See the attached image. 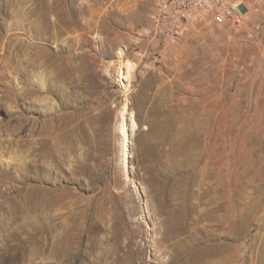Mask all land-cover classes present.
I'll return each instance as SVG.
<instances>
[{
    "label": "rangeland",
    "instance_id": "1",
    "mask_svg": "<svg viewBox=\"0 0 264 264\" xmlns=\"http://www.w3.org/2000/svg\"><path fill=\"white\" fill-rule=\"evenodd\" d=\"M159 2L0 0V264H264V3Z\"/></svg>",
    "mask_w": 264,
    "mask_h": 264
},
{
    "label": "built area",
    "instance_id": "2",
    "mask_svg": "<svg viewBox=\"0 0 264 264\" xmlns=\"http://www.w3.org/2000/svg\"><path fill=\"white\" fill-rule=\"evenodd\" d=\"M264 3V0H251ZM250 0H160L154 32L171 40L192 19L210 11L219 12L230 24L241 26Z\"/></svg>",
    "mask_w": 264,
    "mask_h": 264
},
{
    "label": "bare ground",
    "instance_id": "3",
    "mask_svg": "<svg viewBox=\"0 0 264 264\" xmlns=\"http://www.w3.org/2000/svg\"><path fill=\"white\" fill-rule=\"evenodd\" d=\"M120 74H121L120 77L124 78L123 74L122 73H120ZM121 124H122V128H123L124 132L135 130L136 125H135L134 118L132 116L131 111L129 110V108L126 105H124L122 110H121Z\"/></svg>",
    "mask_w": 264,
    "mask_h": 264
},
{
    "label": "water",
    "instance_id": "4",
    "mask_svg": "<svg viewBox=\"0 0 264 264\" xmlns=\"http://www.w3.org/2000/svg\"><path fill=\"white\" fill-rule=\"evenodd\" d=\"M135 125H136V123H135Z\"/></svg>",
    "mask_w": 264,
    "mask_h": 264
}]
</instances>
